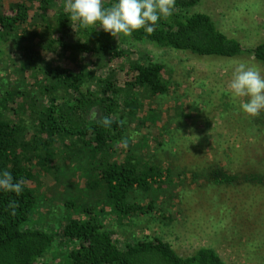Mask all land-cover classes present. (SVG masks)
<instances>
[{
  "label": "trees",
  "instance_id": "trees-1",
  "mask_svg": "<svg viewBox=\"0 0 264 264\" xmlns=\"http://www.w3.org/2000/svg\"><path fill=\"white\" fill-rule=\"evenodd\" d=\"M199 1L175 0L172 15L162 17L151 34L141 28L117 37L105 32L99 22L84 28L71 21L64 9L66 0H10L0 5V59L13 39L17 57L38 78L27 88L0 92V175L7 170L14 181L24 182L20 195L0 189V264H53L46 261L49 253L65 249L64 259L56 264H227L208 246L181 255L161 237L122 239L105 224L103 213L109 208L118 221L127 223L157 215L163 205L171 206L178 199L177 190L164 197L174 173L155 160V152L147 151L148 137L133 141L130 124L146 126L134 118L137 101L123 107L119 103L123 83L151 98L169 93L166 65L150 54L134 56L130 46L150 44L219 59L249 56L264 66V42L245 47L224 33L209 14L190 12ZM115 2L102 0L104 7ZM43 51L56 54L58 64L42 59ZM96 66L105 76L96 75ZM104 117L112 120L110 127L99 122ZM159 135L153 139L158 148L165 138ZM125 139L127 148L122 146ZM81 154L86 155L92 174L86 185L99 196L100 206L81 210L83 218L61 220L55 232L50 231V223L46 228L33 226L40 202L35 187L38 176L57 172L59 177L57 162ZM188 177L194 183L202 177L217 185L264 186L260 167L242 173L212 163L204 176L195 171L177 174L178 179ZM10 201L15 202L14 208L9 207Z\"/></svg>",
  "mask_w": 264,
  "mask_h": 264
},
{
  "label": "rangeland",
  "instance_id": "rangeland-1",
  "mask_svg": "<svg viewBox=\"0 0 264 264\" xmlns=\"http://www.w3.org/2000/svg\"><path fill=\"white\" fill-rule=\"evenodd\" d=\"M9 1L0 0V5L3 7ZM190 12L209 14L224 33L245 47L264 42V0H200ZM15 44L10 40L0 59V92L15 86L27 88L29 82L38 79L17 57ZM129 50L134 51V56L150 54L166 65L169 93L151 98L145 91L123 83L119 103L123 107L126 102L137 101L134 118L152 128H139L133 121V141L138 143L142 137H148L147 151L155 152V160L174 173V182L164 188V197L177 190L178 199L171 206L163 205L157 215L140 216L127 223L118 221L106 208L105 224L122 239L161 237L181 255L208 246L215 248L227 264H264V186H226L211 184L202 177L195 183L190 177L177 178L178 173L187 171L204 176L212 163L242 173L264 168V109L257 116L246 114L239 104L247 98L234 97L229 88L238 64L253 67L262 76L264 66L249 56L198 57L150 44L130 46ZM40 56L52 66L60 61L51 52L43 51ZM94 72L105 76L101 67L96 66ZM159 134L165 136L160 148L153 141ZM81 155L66 163L58 161L59 177L56 171L53 175L40 173L35 186L40 202L33 226L46 228L50 223V231L55 232L61 220L83 218L81 210L90 205L100 206L99 196L86 185L92 174L84 161L86 155ZM66 252L67 249L52 250L46 261L56 264Z\"/></svg>",
  "mask_w": 264,
  "mask_h": 264
},
{
  "label": "clouds",
  "instance_id": "clouds-1",
  "mask_svg": "<svg viewBox=\"0 0 264 264\" xmlns=\"http://www.w3.org/2000/svg\"><path fill=\"white\" fill-rule=\"evenodd\" d=\"M175 0H117L109 7H104L102 0H66L64 9L70 13L73 22L79 21L81 27L87 28L100 23L105 32L117 37L118 34L131 35L134 30L143 28L148 34L155 31V25L163 17L172 15ZM229 88L234 97L241 99L240 109L250 116L259 115L264 109V76L260 71L244 63L238 64L232 74ZM95 113L93 116L95 117ZM103 127H110L112 120L108 117L100 121ZM126 121H119L123 125ZM127 148L128 141H122ZM23 180H15L5 170L0 175V189L20 195ZM14 208L15 202H9Z\"/></svg>",
  "mask_w": 264,
  "mask_h": 264
}]
</instances>
